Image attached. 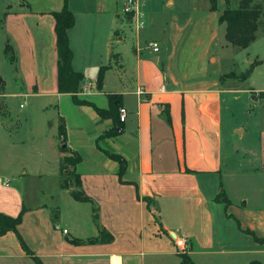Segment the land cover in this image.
<instances>
[{
	"label": "crops",
	"instance_id": "0c3cea01",
	"mask_svg": "<svg viewBox=\"0 0 264 264\" xmlns=\"http://www.w3.org/2000/svg\"><path fill=\"white\" fill-rule=\"evenodd\" d=\"M126 1L68 0L76 19L68 33L72 64L84 75L78 97L93 106L76 105L58 90L52 13L65 0L2 1L0 29L19 63L23 94L48 101V109L66 103L59 117L68 151H61L63 140L50 143L57 168L40 201L27 204L18 183L17 191L1 184L0 213L16 217L26 209L19 231L42 264H181L183 254L195 264H264V129L252 156L224 143V105L235 102L225 94L240 91L226 85L230 77L221 67L230 45L220 23L224 0L216 8L212 0H138L145 23L139 32L124 12ZM262 92L249 96L259 101ZM109 95L118 96L128 119L121 134L100 139L114 126L96 111L112 107ZM74 153L82 157L76 172L93 202H78L62 188L61 160ZM108 153L126 161L121 178ZM181 237L186 251L177 246ZM0 264L36 262L8 232L0 236Z\"/></svg>",
	"mask_w": 264,
	"mask_h": 264
},
{
	"label": "rangeland",
	"instance_id": "374dc122",
	"mask_svg": "<svg viewBox=\"0 0 264 264\" xmlns=\"http://www.w3.org/2000/svg\"><path fill=\"white\" fill-rule=\"evenodd\" d=\"M239 1L232 0L222 11L237 7ZM8 3L14 5V2ZM253 4L264 7V0H253ZM7 44L8 37L0 29V193L5 190L1 186L5 182H10L12 191H17L20 185L29 204L31 197L38 201L44 199L54 183L53 177H48L57 168L50 143L53 139L58 143L62 140L58 131L59 113L66 111V103L55 102L48 109V101L23 94L20 66L6 53ZM222 52V71L227 74L225 77H230L226 78V85L240 89L237 93L225 94V97H235V102L232 105L228 100L224 105L227 114L224 143L228 147L234 143L232 147L241 152L253 150L248 152L252 156L259 149V135L264 129V98L258 93L252 94L258 95L259 101L249 96V90L264 91V29L258 31L257 40L247 49L228 45ZM237 127L245 130L244 135L240 136L235 130ZM71 134L73 142H77L79 134L76 131ZM238 157L244 161L243 156L238 154Z\"/></svg>",
	"mask_w": 264,
	"mask_h": 264
},
{
	"label": "trees",
	"instance_id": "16d2710c",
	"mask_svg": "<svg viewBox=\"0 0 264 264\" xmlns=\"http://www.w3.org/2000/svg\"><path fill=\"white\" fill-rule=\"evenodd\" d=\"M214 8H216V0H212ZM225 5L229 6L232 0H224ZM55 18V32L57 38L58 50V90L60 93L71 94L72 99L76 105H90L87 101L80 100L78 93L81 88V83L84 80L82 73L76 72L73 68V51L70 47L69 31L75 26L76 19L73 12L68 7V0H65L64 8L59 12H53ZM133 18L132 14H129ZM3 21V20H2ZM220 23L226 28V41L233 47L238 49H247L257 39L258 31L264 29V7L253 4V0H240L235 8L227 7L220 14ZM6 53L10 54L12 61L15 57L12 53V47L7 44ZM106 68L100 70L99 86L103 83L104 72ZM264 98V92L260 94ZM118 96L109 95L112 102V107L109 110H103L96 107V111L101 119H112L114 126L111 130L106 132L100 139L104 137H115L119 135L118 129L123 125L119 118V109L122 107L121 102L117 100ZM59 135L64 141L61 146L62 152H67L68 147L65 145L67 138V126L65 119L60 118ZM109 157L116 160L120 164V178L126 171V161L120 156L108 153ZM82 161L79 153H74L72 158L65 157L61 160L62 171V188L69 190L72 197L78 202H93L92 199L85 194L82 190V182L80 175L76 172V167ZM66 172V173H65ZM221 198V197H220ZM221 200V199H218ZM97 208L94 207L95 218H98ZM26 209L23 208L22 212L16 216H8L0 213V236L13 232L16 234L24 251L33 257L36 264H42L41 260L30 250L25 240L21 236L19 227L23 222ZM60 219L59 207L52 210V222L56 225ZM181 264H195L191 258L183 254L181 255ZM250 264H262L259 261H253Z\"/></svg>",
	"mask_w": 264,
	"mask_h": 264
},
{
	"label": "built area",
	"instance_id": "2783aa9c",
	"mask_svg": "<svg viewBox=\"0 0 264 264\" xmlns=\"http://www.w3.org/2000/svg\"><path fill=\"white\" fill-rule=\"evenodd\" d=\"M124 12L126 14H132L134 19V29L136 32H139L144 27L143 14L140 12V5L138 0H127L124 5ZM148 47L152 49L154 52H158L160 50L159 44L157 42H149ZM84 92L90 91V86H86L83 89ZM144 92L141 90L138 91V95H142ZM119 118L122 125L127 122L128 119V110L125 107H121L119 109ZM124 131V127H120L118 129V133L121 134ZM67 232V231H65ZM177 246L181 248V250L187 249V241L183 237L178 238Z\"/></svg>",
	"mask_w": 264,
	"mask_h": 264
},
{
	"label": "water",
	"instance_id": "95a60500",
	"mask_svg": "<svg viewBox=\"0 0 264 264\" xmlns=\"http://www.w3.org/2000/svg\"><path fill=\"white\" fill-rule=\"evenodd\" d=\"M250 74V72L248 73V75Z\"/></svg>",
	"mask_w": 264,
	"mask_h": 264
}]
</instances>
